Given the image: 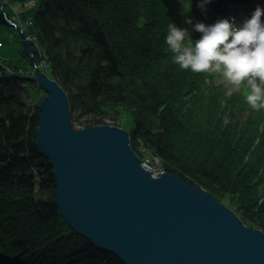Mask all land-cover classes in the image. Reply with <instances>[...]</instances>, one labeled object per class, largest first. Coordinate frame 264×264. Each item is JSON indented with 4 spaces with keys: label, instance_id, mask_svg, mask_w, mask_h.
<instances>
[{
    "label": "trees",
    "instance_id": "trees-1",
    "mask_svg": "<svg viewBox=\"0 0 264 264\" xmlns=\"http://www.w3.org/2000/svg\"><path fill=\"white\" fill-rule=\"evenodd\" d=\"M23 5L24 17L32 11L30 30L47 56L46 72L69 94L75 124L124 118L120 109L132 113L139 119L128 131L141 159L158 155L164 169L264 231V109L248 105V89L240 97L208 88L212 71L182 70L165 42L170 22L199 38L193 25L200 19L186 20L200 11V0L186 14L181 0ZM6 19L0 12V22ZM23 72L0 62V264H125L70 231L60 214L53 166L36 145L39 103L33 109L26 96L27 86H39L33 68Z\"/></svg>",
    "mask_w": 264,
    "mask_h": 264
},
{
    "label": "water",
    "instance_id": "water-1",
    "mask_svg": "<svg viewBox=\"0 0 264 264\" xmlns=\"http://www.w3.org/2000/svg\"><path fill=\"white\" fill-rule=\"evenodd\" d=\"M0 7L6 15L2 0ZM20 35L46 92L36 145L53 166L55 204L74 231L125 264H264L263 230L175 172L154 175L126 128L75 127L67 90L39 67L32 39Z\"/></svg>",
    "mask_w": 264,
    "mask_h": 264
},
{
    "label": "clouds",
    "instance_id": "clouds-1",
    "mask_svg": "<svg viewBox=\"0 0 264 264\" xmlns=\"http://www.w3.org/2000/svg\"><path fill=\"white\" fill-rule=\"evenodd\" d=\"M184 13L191 11L192 0H181ZM212 0H200L203 9ZM189 25L193 24L187 18ZM195 31L201 33L193 40L189 30L170 22L165 42L173 54V62L182 70L194 73L222 71L228 93L247 81L251 88L245 100L253 110L264 109V7L257 5L241 23L235 18H221L213 24L196 22Z\"/></svg>",
    "mask_w": 264,
    "mask_h": 264
},
{
    "label": "rangeland",
    "instance_id": "rangeland-1",
    "mask_svg": "<svg viewBox=\"0 0 264 264\" xmlns=\"http://www.w3.org/2000/svg\"><path fill=\"white\" fill-rule=\"evenodd\" d=\"M23 4L24 3L20 0H5V2L3 1V9L6 12V15H5L6 18L9 17L7 15L9 14L10 15L9 18L11 19L13 17L15 19L20 18V21H22V25H20V28L10 25L8 22H0V39H2V41L4 42V45L0 47V62L3 60V63H5V65L7 66L8 71H11V68L13 71H16V70H20L18 67H21L22 69H26L30 67L29 58L26 57L22 53V43H21V38L19 36L20 29H27L24 27V24L26 26L27 22H26V17L23 16V11L26 10ZM257 5L264 7V0H244L242 3H240V5H235L234 8L231 7L229 9L230 13L228 14L213 13L211 16H208L209 17L208 18L207 16H203L200 13V11H198L196 13L197 15L190 14V16H191V19L194 18L193 16L198 17L200 19V22H204L205 24H209V25L215 23L218 19L232 18V17L235 18L237 23H241L246 17H249L251 15V13L255 10ZM0 12H1V7H0ZM25 13H27V17H28V16H31L32 11L28 10ZM200 35L201 33H199V37ZM34 53H37V52H34ZM46 71L49 72V68H47ZM210 71H212L210 73L211 75L207 77L206 80L204 81L207 87L208 88L217 87V91L219 93L221 92L223 96H229L230 95L228 93L229 85L226 83L225 78L222 75V71H216L214 69ZM20 72L25 74L21 70ZM36 85H37V82H36ZM232 87H235L237 90L232 91L231 93L232 94L238 93L240 97L243 95V92L245 91V89H248L251 92V88L249 84L247 83V81L243 82L239 86H232ZM36 93L38 94L36 95ZM44 93L45 91L42 90L40 87L38 88L36 86L34 87L27 86L26 96L30 100H34V101L37 100V103L39 104L42 100L41 95H44ZM188 109H190V105L186 107V110ZM120 110H121L122 115L124 114L123 120L118 121L120 118L119 114L115 115L116 118H113L111 115H109V116L104 117V119L107 120L108 118L109 124L111 121H114L113 125L124 127L127 130L131 129V127L134 126L135 123L138 121L139 117L135 118V116L132 113L124 111L122 109ZM73 113L74 112H72V116H73ZM80 126H84V125L76 122L75 127H80Z\"/></svg>",
    "mask_w": 264,
    "mask_h": 264
},
{
    "label": "bare ground",
    "instance_id": "bare-ground-1",
    "mask_svg": "<svg viewBox=\"0 0 264 264\" xmlns=\"http://www.w3.org/2000/svg\"><path fill=\"white\" fill-rule=\"evenodd\" d=\"M5 2V0H2V2ZM37 1L38 0H25V2H29L30 4H26V6H30V7H34L35 6V4H37ZM33 9V8H32ZM26 19L28 18V17H30V16H28L27 17V14H26ZM31 17H32V15H31ZM12 20V23H10L11 25H13V26H15V27H17V28H20V25H22V21H20V18H18V19H15V18H13V19H11ZM30 24H32V23H26V26H25V24H24V27L25 28H27V30L29 31V33H28V31H26V29H20V33L21 32H23L24 34H26V35H28V37L30 38V39H32V41H33V43H32V46L34 47V49H35V51L34 52H37V53H34V55L37 57L36 58V60H37V63H38V65L39 64H41V63H43L42 65L44 66L46 63L45 62H42L41 60H42V58H43V51H42V49H41V47H40V45L39 44H37L38 43V41H39V38H38V36H37V34L36 33H34L32 30H30V27H31V25ZM20 33H19V36H20V38H21V43H22V37H21V35H20ZM0 43H2L1 45H0V47H2L3 45H4V42L2 41V39H0ZM37 44V45H36ZM23 47V46H22ZM22 53L25 55V53H24V51H23V49H22ZM26 57H28L29 58V60H31L30 59V57L29 56H27V55H25ZM31 66H32V68H33V76H34V72H35V68L33 67V65L31 64V62H30V67L29 68H26V69H22L21 67H19V69L21 70V71H26L27 69L28 70H30L31 69V71H32V68H31ZM40 67V66H39ZM46 68H47V66H44V67H42V69L43 70H45L46 71ZM48 73V72H47ZM38 93H36V95H37ZM44 96L43 95H41V99L43 98ZM28 103H29V105L33 108V109H35V107L37 106V100H28ZM140 147V149H141V147L142 146H139ZM134 151L137 153V151L134 149ZM138 154V153H137ZM144 165V164H143ZM145 166V165H144ZM69 229H70V231H73V228H71L70 226H69ZM99 248V247H98ZM100 249H102V248H100ZM102 250H104V249H102ZM107 251V250H106ZM108 252H110V251H108Z\"/></svg>",
    "mask_w": 264,
    "mask_h": 264
},
{
    "label": "built area",
    "instance_id": "built-area-1",
    "mask_svg": "<svg viewBox=\"0 0 264 264\" xmlns=\"http://www.w3.org/2000/svg\"><path fill=\"white\" fill-rule=\"evenodd\" d=\"M24 4L26 5V4H30V3H29V2H26V3H24ZM26 22H27V23H32V17H31V16L28 17V18L26 19ZM1 44H2V43H0V45H1ZM41 61L46 63L44 66H48V59H47V56H46V54H45V51H43V58H42ZM42 64H43V63L39 64V66H40L41 68L44 67ZM10 68H11V67H10ZM11 71H13L12 68H11ZM106 116H109V115H106ZM106 116H105V117H106ZM111 116H112V115H111ZM112 117H113V116H112ZM109 118H110V117H109ZM113 118H116V117H113ZM121 120H123L122 117H120L118 121H121ZM104 122H105V123H107V122L109 123L108 118H107V120L104 119ZM113 122H114V121H111L110 124H113ZM142 150H143L144 152L147 151V150H145L144 147H142ZM147 152H148V151H147ZM151 155H152V154H151ZM142 163H143V164L145 165V167H146L148 170H150L154 175H159L161 172H163V171L165 170L164 167L162 166V163H161V160H160L159 156L156 155V154H153L150 158L145 157L144 159H142Z\"/></svg>",
    "mask_w": 264,
    "mask_h": 264
}]
</instances>
